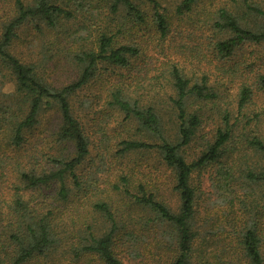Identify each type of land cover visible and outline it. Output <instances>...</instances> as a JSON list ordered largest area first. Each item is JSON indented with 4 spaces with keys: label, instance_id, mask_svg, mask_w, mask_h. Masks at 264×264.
<instances>
[{
    "label": "trees",
    "instance_id": "16d2710c",
    "mask_svg": "<svg viewBox=\"0 0 264 264\" xmlns=\"http://www.w3.org/2000/svg\"><path fill=\"white\" fill-rule=\"evenodd\" d=\"M259 1L241 0V5L233 8L223 3L211 9L201 5L202 0H180L175 16L190 21L196 18L190 25L205 22L209 27L205 32H213L206 36L213 56L209 64L212 65L213 58L227 63L243 47L264 44V1ZM142 3L0 0V77L13 84V91L0 101V138H6L11 149L21 150L19 154L15 149L13 153L7 152L10 148L0 150V172L6 170L3 165H31L30 170L21 171L20 182L13 183L7 209L0 206V264H264V204H245L247 195L256 198L255 193L264 189V137L256 128L248 129V120L243 121L254 86L264 92V74L245 75L240 63L215 65L218 78L240 82L232 100L217 104L218 93L209 85L208 72L200 78L196 76L199 69L202 71L200 63L199 69L190 74L184 72L180 61L164 62V66L170 67L172 94L167 99L161 97V101H167L174 116L172 135H167L162 107L155 97L134 95L141 79L133 78V88L129 76L125 78L120 72L129 71L136 64L142 51L139 38H145L147 45L152 39L162 41L179 33L172 32L173 15L157 0ZM75 22L79 26L74 27ZM29 29L40 35L56 33L71 39L75 46L67 55L78 71L75 80L55 87L30 60L17 56L13 51L15 41ZM84 37H89V42ZM200 55L206 57L204 51ZM99 66L111 71L112 81L105 95L108 104L115 112L123 113V120L135 124L144 136L158 140L149 143L120 139L116 154L123 157L135 150H155L172 171L174 190L179 196L175 212L142 184L132 188V192L129 177L118 175L113 190L132 198L123 197V205L128 210L138 206L146 215L139 235L133 231L120 233L126 226L118 219L119 209L114 207L111 196L95 185L96 180L78 171L89 155L90 139L83 121L74 113L72 100L89 84ZM250 79L255 82L250 83ZM51 110L59 114L57 141L71 146L67 155L36 148L26 138V132ZM208 111L218 114L219 123L212 128L197 157L189 161L184 148L195 137ZM248 152L261 158L254 169L245 165L236 172L233 163L222 164L229 154L245 159ZM38 163H46L50 168L37 171ZM213 164L221 167L216 190L224 208L221 216L215 217L216 209L207 210L200 222V196L192 182L193 174ZM54 182L58 187L46 194L52 202L49 215L37 217L27 213L35 193ZM62 220V226L71 225L75 231V241L70 245L63 244L54 231L58 225L54 222Z\"/></svg>",
    "mask_w": 264,
    "mask_h": 264
},
{
    "label": "rangeland",
    "instance_id": "374dc122",
    "mask_svg": "<svg viewBox=\"0 0 264 264\" xmlns=\"http://www.w3.org/2000/svg\"><path fill=\"white\" fill-rule=\"evenodd\" d=\"M134 1L138 4H143L142 0ZM157 1L173 15L175 28L172 32L176 33V31H179V33L173 36L168 35L162 41L152 39L147 45L144 43L145 38H139L142 51L137 58L136 64L129 71L122 69L120 72L125 74V78L129 76L133 88L135 87L134 84H136L133 83V78L138 77L141 79L137 85L140 88H135L137 91L133 92L134 95L136 93H144L145 98H149L148 96L155 97L157 104L162 107L160 113L163 117L165 133L171 136V132L174 129L173 110L171 106L167 107L169 106L167 105V101H161V97L167 99L168 94H172L168 76L170 67L164 66V62L168 60H174V62L180 61V66L185 69L184 72L187 71L190 74L191 71L199 69L198 64L200 63L202 71L200 69L197 71V78H200L203 73L208 72L209 85L213 86L214 91L218 93L217 104H223L224 101L233 99L240 82L235 83L218 78L220 74H218L219 71L214 66L217 64L221 67L227 65L233 66L234 63H240V68L245 75L253 77V73L254 75L264 74V44L243 47L237 51L233 60L227 63H219L213 58L212 65H210L209 59L212 56V51L208 48L206 36L213 35V32H205L209 28L206 23L199 22L200 26H196L195 24L190 25L196 22V18L190 21L187 18L180 20L175 16V8L180 0ZM223 3H227V7L233 8L241 5V0H202L201 5L215 9L223 5ZM144 7L146 11L150 10L147 3H145ZM76 26H79L77 22H75L74 27ZM84 40L85 42H89V37H84ZM74 46L75 44L71 43V39L66 40L63 34L47 33L46 35H40L34 29H29L22 32L19 39L15 41L13 51L21 59L30 60L47 82L59 88L78 77V71L73 66L69 57L70 55H67L69 51L71 54V49ZM201 51H204L205 58L201 57ZM110 72V70L107 71L106 68L103 69L99 66L97 73L89 84L79 91L72 100L74 113L83 121L85 132L90 139L89 155L78 171L96 180L95 185L102 188L106 196L107 194L111 196V202H113L114 207L119 209L117 212L119 213L118 219L123 221L126 226L123 228V231L120 230V233L133 231L138 234L140 231L139 227L143 226L146 222L144 221L146 215L138 206L131 207L128 210L126 209L128 206L123 205L125 202L123 197H131L129 195L122 196L113 190V184L115 185V182H117L118 175L123 173L129 177L131 180L129 189L132 192H135L132 188L142 184L148 190L155 192L157 199L164 201L175 212L179 207V196L174 190L172 171L162 163L161 157L155 150H135L125 154L123 157L116 154L120 139L146 140L149 143H155L158 140L155 137L144 136L135 124H130L123 120V113L115 112V108L113 110V107L108 104L105 95L109 87V81H112ZM6 81L7 78L0 77V101L5 99L7 93L13 91V84ZM253 81V79H250L249 82L253 84L255 82ZM193 108L195 109L194 105ZM244 113L246 117H243V121L248 120L250 122L248 129L255 130L256 128L264 137V92L256 90L255 86L252 102L247 105ZM58 116L59 114L56 110L44 113L40 117L39 123L26 132V138L36 148H44L50 153L58 154L63 152L64 155H67L68 151L71 150L70 144L58 142L55 134ZM218 117L216 112L208 111L204 114L203 123L195 137L184 148L183 152L187 160L191 161L197 157L203 148L204 141L210 136L209 133L212 128L219 123ZM102 130H105V132H102ZM6 140V138H0L1 151L10 148L7 149L8 153L15 151L18 154L21 153L19 148H14L15 151L11 149L13 147L8 146ZM106 147L109 149H106ZM230 147L232 148L234 145ZM248 153L245 159H243L244 156L237 157L236 154H229L222 159V164L230 165L233 163L232 166L236 172H239V169H244L245 165L254 169L257 162L261 163V158L257 155L253 156L252 152ZM39 163L36 165L37 171L50 168L46 163L40 165ZM3 166L6 167V170L2 173L0 172V206L7 209V203L11 202L12 199L13 183H19L21 171L24 169L30 170L31 165L26 164L23 168L16 166L15 163ZM220 171V165L213 164L201 168L193 174L192 182L200 196L198 202L199 212L197 214L198 221L205 215L207 210L216 209L218 213L215 212L213 216L215 217L217 214L221 216L224 205L221 204V199L218 197L216 190V181L218 180ZM49 185L50 187L43 186L39 193H35L34 201L27 209V213L30 212L37 217L45 214L49 215L48 211L51 208L50 203L52 202L51 198L46 194L49 189L54 190L59 184L54 182ZM79 193L86 197L81 191ZM255 195L256 198H253V194L247 195L245 204L251 207L255 205V201L257 205H263L264 189L262 192H256ZM29 198L30 196H27L26 200ZM221 219L224 220L222 217ZM62 222L63 220L58 223L54 222V224H58L54 227V231L61 238L63 244L70 245L75 241L73 238L75 231L71 225L62 226ZM68 223L70 224L69 220ZM65 261L68 260L66 259Z\"/></svg>",
    "mask_w": 264,
    "mask_h": 264
}]
</instances>
